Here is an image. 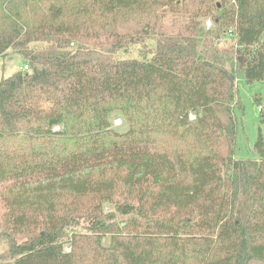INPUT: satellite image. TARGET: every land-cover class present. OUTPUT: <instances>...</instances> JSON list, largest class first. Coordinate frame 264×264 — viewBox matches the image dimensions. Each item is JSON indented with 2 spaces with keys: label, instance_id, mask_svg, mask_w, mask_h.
<instances>
[{
  "label": "trees",
  "instance_id": "trees-1",
  "mask_svg": "<svg viewBox=\"0 0 264 264\" xmlns=\"http://www.w3.org/2000/svg\"><path fill=\"white\" fill-rule=\"evenodd\" d=\"M10 51L31 69L0 79V264H264L228 67L264 80V0H0Z\"/></svg>",
  "mask_w": 264,
  "mask_h": 264
},
{
  "label": "rangeland",
  "instance_id": "rangeland-1",
  "mask_svg": "<svg viewBox=\"0 0 264 264\" xmlns=\"http://www.w3.org/2000/svg\"><path fill=\"white\" fill-rule=\"evenodd\" d=\"M173 14H168V16L163 19L165 24L170 27L174 21L179 22L178 19L173 17ZM206 27H213V22L210 18L206 20ZM235 40L231 35H225L220 42L221 46H227L234 43ZM157 46V38L146 39L145 43L135 44L126 51H119L116 53L117 58H142V48H153ZM27 63L23 57L13 51H10L3 58L0 57V79L3 77H8L12 75L17 70H24V66ZM229 70H231L235 81V87L237 90V96L242 104V107H236L235 113L238 119V137L235 157L236 159H247L264 158V80H255L249 82L243 76L240 66L235 61L234 65L228 64ZM31 69V68H30ZM121 118H116V124L120 125ZM125 122L118 126V128L125 127ZM263 140L262 152L256 148V144L259 138ZM263 154V155H261ZM8 184L0 183V256L7 257L9 244L4 239V234L2 230L6 226V206L3 200L4 194L8 189ZM106 211L114 212L112 204H107L105 207ZM117 215V220L122 221L125 224V217L119 214ZM87 222L83 219L80 220V225L77 229L86 231L85 226ZM106 241L110 242L109 237H106ZM67 249H70V245H67Z\"/></svg>",
  "mask_w": 264,
  "mask_h": 264
},
{
  "label": "built area",
  "instance_id": "built-area-1",
  "mask_svg": "<svg viewBox=\"0 0 264 264\" xmlns=\"http://www.w3.org/2000/svg\"><path fill=\"white\" fill-rule=\"evenodd\" d=\"M28 69H30V65H29V63H26L25 66H24V70H28Z\"/></svg>",
  "mask_w": 264,
  "mask_h": 264
},
{
  "label": "crops",
  "instance_id": "crops-1",
  "mask_svg": "<svg viewBox=\"0 0 264 264\" xmlns=\"http://www.w3.org/2000/svg\"><path fill=\"white\" fill-rule=\"evenodd\" d=\"M0 57H2V56H0ZM3 58V57H2Z\"/></svg>",
  "mask_w": 264,
  "mask_h": 264
}]
</instances>
